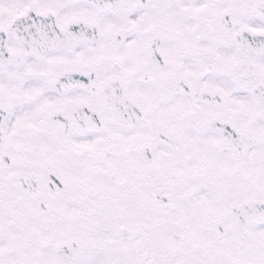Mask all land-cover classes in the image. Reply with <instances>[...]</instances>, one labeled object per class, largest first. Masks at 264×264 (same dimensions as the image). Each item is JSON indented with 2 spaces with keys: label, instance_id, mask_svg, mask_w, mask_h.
<instances>
[{
  "label": "snow or ice",
  "instance_id": "1",
  "mask_svg": "<svg viewBox=\"0 0 264 264\" xmlns=\"http://www.w3.org/2000/svg\"><path fill=\"white\" fill-rule=\"evenodd\" d=\"M0 264H264V0H0Z\"/></svg>",
  "mask_w": 264,
  "mask_h": 264
}]
</instances>
